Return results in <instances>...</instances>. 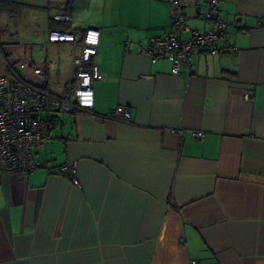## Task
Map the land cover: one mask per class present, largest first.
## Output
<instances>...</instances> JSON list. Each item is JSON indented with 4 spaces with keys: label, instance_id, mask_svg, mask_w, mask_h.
Segmentation results:
<instances>
[{
    "label": "crops",
    "instance_id": "0c3cea01",
    "mask_svg": "<svg viewBox=\"0 0 264 264\" xmlns=\"http://www.w3.org/2000/svg\"><path fill=\"white\" fill-rule=\"evenodd\" d=\"M184 1L203 31L207 0ZM218 2L235 51L195 47L174 74L146 52L169 28L166 0H0V75L27 50L62 95L73 46L48 34L97 28L93 112H130L40 115L55 127L35 168L0 173V264H264V0ZM73 160L80 187L59 171Z\"/></svg>",
    "mask_w": 264,
    "mask_h": 264
},
{
    "label": "built area",
    "instance_id": "2783aa9c",
    "mask_svg": "<svg viewBox=\"0 0 264 264\" xmlns=\"http://www.w3.org/2000/svg\"><path fill=\"white\" fill-rule=\"evenodd\" d=\"M170 6V25L163 36L150 37L146 52L152 61L166 58L171 62V72L189 71L193 62V48L201 47L211 53L234 52L235 47L226 37L228 25L218 17V0H207L199 10L204 22V30L189 27L186 23V3L184 0H166ZM56 19L69 20V16L59 12ZM186 34L188 37H186ZM48 42H67L73 46L72 63L77 67L73 76L62 86V95L43 89L45 83V63L42 60L30 63L28 52L23 57H6V73L0 75V173L25 176L35 168L33 148H44L50 141V132L55 127L53 117L43 118L41 114L69 113L85 110L100 120L130 122V112L125 106H117L106 114L93 112V82L100 77L93 56L100 42V30L87 28L84 32L53 30L48 34ZM80 45L76 55L75 48ZM46 46L43 45L42 49ZM89 66L86 67L85 65ZM249 93L246 100H251ZM193 136L202 139L203 131H194ZM59 171L70 182L80 187L77 178V161H66ZM195 261H192L194 264Z\"/></svg>",
    "mask_w": 264,
    "mask_h": 264
}]
</instances>
